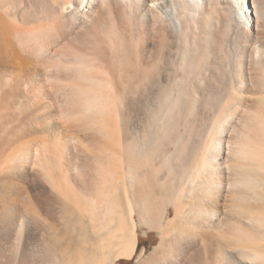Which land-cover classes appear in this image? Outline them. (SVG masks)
Returning a JSON list of instances; mask_svg holds the SVG:
<instances>
[{
  "label": "bare ground",
  "instance_id": "1",
  "mask_svg": "<svg viewBox=\"0 0 264 264\" xmlns=\"http://www.w3.org/2000/svg\"><path fill=\"white\" fill-rule=\"evenodd\" d=\"M0 181V239L264 264V0H0Z\"/></svg>",
  "mask_w": 264,
  "mask_h": 264
},
{
  "label": "rangeland",
  "instance_id": "2",
  "mask_svg": "<svg viewBox=\"0 0 264 264\" xmlns=\"http://www.w3.org/2000/svg\"><path fill=\"white\" fill-rule=\"evenodd\" d=\"M0 183H1L0 184V195H1L2 193L5 192V187L3 186L4 184L1 181ZM2 188H4V192ZM78 227L79 226L70 228V227H66L65 225H61V226H58V229H54V230L53 228H47V230L46 229L43 230L42 228V231L44 232V234L46 233L45 234L46 237L45 235L44 236L42 235V238L41 237L39 238L40 241L38 239H30L29 242L26 243L25 239H9V240L0 239V264H18L16 263L18 260L20 262H23L24 264H30V263L31 264H44L48 261L53 262V264H61V263H65L68 260V258H70V260L74 262L76 258L80 256V254H81L82 260H84V258L82 257L83 254L87 256V258H85V260L87 261L86 262L83 261L84 264H90L91 262H93L95 256L96 257L98 256L99 258L100 255H101L100 258L104 255V257L102 258L105 260L107 259L106 257L108 256L109 258L111 257L110 258L111 260L107 259L106 264H152L153 262H154L153 264H156V263L161 264L164 261H165L164 263H168L169 261L171 262L170 260L171 256H167L169 252H172V254H169V255H174L176 253L175 247L177 244L176 241L178 239L177 240L170 239L171 241L169 239L164 240L161 238V234L159 231L151 230L146 224H140L139 222L137 225V232H136L137 247L135 249L134 254L131 256V258L130 257L117 258L115 256V249L112 247H109L105 252H101L100 250L97 251L95 248L99 246L100 239L99 240L98 239L96 240L95 239H81L80 231ZM72 231H74V235H73V239H70V233ZM55 233L58 234L59 237H63V239L54 238L56 235ZM1 240L3 243L1 242ZM164 241L166 244L164 243ZM26 246L29 248L27 249L28 251L23 250L26 248ZM92 246H95V248ZM93 248L94 250H92ZM85 250H86V253H85ZM110 251H111V256H110ZM45 252H47L48 254ZM51 254H52V257H50ZM56 258H57V261H55Z\"/></svg>",
  "mask_w": 264,
  "mask_h": 264
}]
</instances>
